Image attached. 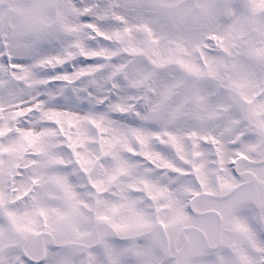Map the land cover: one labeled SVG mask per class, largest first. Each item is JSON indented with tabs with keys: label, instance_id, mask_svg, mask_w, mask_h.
<instances>
[{
	"label": "snow or ice",
	"instance_id": "1",
	"mask_svg": "<svg viewBox=\"0 0 264 264\" xmlns=\"http://www.w3.org/2000/svg\"><path fill=\"white\" fill-rule=\"evenodd\" d=\"M0 264H264V0H0Z\"/></svg>",
	"mask_w": 264,
	"mask_h": 264
}]
</instances>
